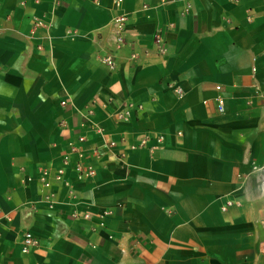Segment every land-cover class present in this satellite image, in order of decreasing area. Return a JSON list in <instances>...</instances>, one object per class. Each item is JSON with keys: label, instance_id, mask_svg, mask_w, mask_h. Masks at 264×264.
Masks as SVG:
<instances>
[{"label": "crops", "instance_id": "obj_1", "mask_svg": "<svg viewBox=\"0 0 264 264\" xmlns=\"http://www.w3.org/2000/svg\"><path fill=\"white\" fill-rule=\"evenodd\" d=\"M0 66V264H264V0H0Z\"/></svg>", "mask_w": 264, "mask_h": 264}, {"label": "built area", "instance_id": "obj_2", "mask_svg": "<svg viewBox=\"0 0 264 264\" xmlns=\"http://www.w3.org/2000/svg\"><path fill=\"white\" fill-rule=\"evenodd\" d=\"M123 21H124L123 16H119V17H116L114 19V23L116 24V33H117L116 39H117V41H120V39H121L120 32L122 30ZM101 62L103 64L107 65V67L109 69H112L115 66V61H114L113 57L110 55H106V56L102 57ZM0 68H1V66H0ZM177 92H179V89L177 90ZM217 106H218V110L220 112H222L223 111V104H222V101L220 99L218 100ZM44 184H46V182H44ZM38 242H39L38 238L35 237L29 231H24L22 233L21 243H22V251L23 252H28L32 247L37 246Z\"/></svg>", "mask_w": 264, "mask_h": 264}]
</instances>
